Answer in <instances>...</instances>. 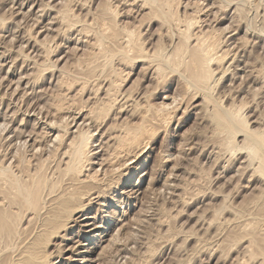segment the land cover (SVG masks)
Instances as JSON below:
<instances>
[{
	"label": "rangeland",
	"instance_id": "1",
	"mask_svg": "<svg viewBox=\"0 0 264 264\" xmlns=\"http://www.w3.org/2000/svg\"><path fill=\"white\" fill-rule=\"evenodd\" d=\"M161 1L0 0V168L20 184L40 167L57 180L61 154L79 126L92 131L93 156L77 176L101 180L94 195L82 197L86 212L71 216L62 238L44 233L46 264H264V179L245 166L246 135L233 138L231 123L219 125L212 114L230 109L237 123L245 118L250 134L264 135V0ZM182 32L192 36L190 46L208 37L224 56L211 63L210 91L192 87L185 66L150 70L124 44L134 39L145 55L160 48L157 56L171 60ZM130 132L137 139L125 150L110 138ZM30 134L40 139L35 150L42 154L30 148ZM13 211L20 233L27 231L22 237L29 236L19 242L35 238L37 220L28 225L32 215ZM19 242L11 248H21ZM11 252H0V264L13 260Z\"/></svg>",
	"mask_w": 264,
	"mask_h": 264
},
{
	"label": "bare ground",
	"instance_id": "2",
	"mask_svg": "<svg viewBox=\"0 0 264 264\" xmlns=\"http://www.w3.org/2000/svg\"><path fill=\"white\" fill-rule=\"evenodd\" d=\"M133 1H137V0H133ZM147 1V0H146ZM154 1V0H153ZM163 1V0H162ZM161 1V2H162ZM165 1H167V0H164V2ZM227 1H231L232 2V0H227ZM234 1V0H233ZM164 2H162L161 4H163V5H165V3ZM241 2V1H240ZM240 2H238V3H240ZM160 3V2H159ZM167 4H168V2H166ZM226 3H229V2H226ZM225 3V4H226ZM234 3H236L235 1H234ZM146 4V3H145ZM148 4V3H147ZM161 4H159L160 6H162ZM166 4V5H167ZM148 5H150V3L148 4ZM229 5V4H228ZM45 6V5H44ZM152 6V5H151ZM169 6V5H168ZM239 6V5H238ZM47 7V6H46ZM50 7V6H49ZM48 7V8H49ZM143 7H145V5L143 6ZM162 7H164V6H162ZM166 7V6H165ZM141 8V7H140ZM188 8V7H187ZM50 9H52V8H50ZM237 9H239V8H237ZM22 10V9H21ZM111 10V9H110ZM236 10V9H235ZM65 12H67L68 13V11H65ZM113 13V12H112ZM61 14V13H60ZM62 14H65V13H62ZM61 14V15H62ZM69 15V14H68ZM63 17V16H62ZM219 17V16H218ZM66 18V17H65ZM67 18H68V16H67ZM57 19V18H56ZM224 19V18H223ZM67 20V19H66ZM220 20V19H219ZM218 20V21H219ZM226 20V19H225ZM217 22V21H216ZM190 26H191V23H190ZM230 27V26H229ZM249 28V27H248ZM189 29H191V27H189ZM237 29H239V27L237 28ZM186 30H188V29H186ZM225 30H227V29H225ZM229 30H231V29H229ZM246 30H250V29H246ZM223 31V30H222ZM234 31H236V30H234ZM251 31H253V30H251ZM186 32V31H185ZM185 32H182V33H185ZM188 32V31H187ZM223 32H225V31H223ZM231 32V31H230ZM233 32V31H232ZM247 32V31H246ZM182 33H180L182 36H183V34ZM227 33V32H226ZM229 33V32H228ZM251 33V32H250ZM249 33V34H250ZM255 33V32H254ZM14 34V33H13ZM225 34V33H224ZM237 34V33H236ZM102 35V34H101ZM126 35H128V34H126ZM125 35V36H126ZM181 35H179V36H181ZM246 35H248L247 33H246ZM103 36L104 35H102L101 37L103 38ZM123 36V35H122ZM125 36H123L122 38L124 39L125 38ZM129 36V35H128ZM189 35H187L186 36V33H185V36H183L182 38L183 39H181V40H183V41H181L180 39V42H179V40H178V42L180 43V45H176L177 47V49H175V51H173V53H172V59L170 60V59H168L169 57H171V56H169L167 59L168 60H164V59H162L161 58V54L163 53H161L160 54V57L159 56H157V52H158V50H163V49H160L159 47V49L156 51V53L153 55L154 57H152L151 55V57H149V56H147V55H145L143 52V50H142V48H144V45H141V46H143L142 48L141 47H138L139 45L137 44V42L135 43V45H134V41H132V40H134V39H131L130 37H132V36H129V38L130 39H125L126 41H124L125 43L124 44H126V46H131V48L129 47V50L130 49H132V48H134L135 49V52H134V50H132L133 51V53L135 54V55H133L134 57L137 55L139 58H141L140 59V63H141V61L143 60V62L145 61L146 63H148V67L150 68V70H153L154 72H162L163 71V68L165 67L166 68V66L167 65H170V64H172V63H174L176 66H185V68H186V72H187V74L189 75V79H190V84H192V87H194L196 90H198V91H207V90H212L213 89V87H214V85H213V87H210L212 84V82H214V80L213 79H215V78H213L212 77V75L214 74L213 73V69H211V63L212 62H214L215 63V61H217L218 62V60H219V62H221V60L224 58V56L222 55V56H218L217 55V52L215 53V51H216V47H217V43H216V46L213 44V42L211 43V42H209V39H208V37H207V39H204V38H206V37H202L203 39H201V38H197L195 41L196 42H194L195 44H194V46L192 45V46H190V45H188L189 43H191V40L189 41V39H191L192 38V36H191V38H189L188 37ZM98 37H99V35H98ZM100 37V38H101ZM112 37H117L116 39V41H118V39H119V41H120V39H121V37L119 38V35L117 36V34H112ZM186 37V38H185ZM188 37V38H187ZM199 37V36H198ZM232 37V36H231ZM19 38V37H18ZM99 38V39H100ZM128 38V37H127ZM233 38V37H232ZM259 38V37H258ZM104 39H106V38H103V39H100V40H104ZM195 39V38H194ZM226 40V39H225ZM99 41V40H98ZM97 41V43H99ZM212 41V40H211ZM227 41V40H226ZM229 41V40H228ZM189 42V43H188ZM102 43V41H100V46H99V49H100V47H101V45L103 44V43H105L104 41H103V43ZM122 44H123V42H121ZM131 44V45H130ZM142 44H144V43H142ZM103 45H105V44H103ZM102 45V47H101V49H100V53L101 54H103V56H104V54H106L108 51H107V48L105 47V46H103ZM219 46V45H218ZM230 46H231V44H230ZM118 47H120L119 45H118ZM22 48V47H21ZM232 48V47H231ZM234 48V47H233ZM239 48V47H238ZM97 50H98V48H97ZM119 50H123L122 48H119ZM127 50V48L124 46V52H127L126 51ZM120 51V52H121ZM141 51H143V52H141ZM226 51V50H225ZM239 51V50H238ZM260 51V50H259ZM98 52V53H99ZM119 52V51H118ZM129 52V51H128ZM160 52V51H159ZM158 52V53H159ZM97 53V54H98ZM99 53V54H100ZM140 53H143V54H140ZM238 53V52H237ZM100 54V55H101ZM124 54V56H125V54L126 53H123V51H122V55ZM226 55H227V51H226V53H225ZM127 55V54H126ZM159 55V54H158ZM164 55L166 56V54L164 53ZM217 55V56H216ZM235 55H236V53H235ZM4 56V55H3ZM99 56V55H98ZM124 56H123V58H124ZM132 56V58H134ZM136 56V58H138ZM99 57H101V56H99ZM223 57V58H222ZM226 57V56H225ZM237 57V56H236ZM6 58V57H5ZM126 58H128V59H130L131 57H125V62H126ZM135 58V59H136ZM238 58V57H237ZM135 59H133L134 61H135ZM132 60V59H131ZM130 60V61H131ZM132 60V61H133ZM225 60V59H224ZM128 61L129 60H127V63H128ZM132 61H131V63H132ZM223 61V60H222ZM234 61V60H233ZM232 61V62H233ZM125 62H123V65L124 64H126ZM144 62V63H145ZM231 62V63H232ZM130 63V62H129ZM214 63H212V64H214ZM240 63V62H239ZM243 63V62H242ZM220 64V63H219ZM219 64H217V65H219ZM229 64V63H228ZM5 65V64H4ZM3 65V66H4ZM173 65V64H172ZM146 66V65H145ZM176 66H174V67H176ZM246 66H249L248 64L246 65ZM171 67V66H170ZM224 67V66H223ZM231 67V66H230ZM233 67V66H232ZM4 68V67H3ZM165 68H164V71H165ZM247 68V67H246ZM225 70V69H224ZM1 71V70H0ZM230 71V70H229ZM186 72H184V73H186ZM223 72V71H222ZM249 72V71H248ZM226 73V72H225ZM251 73H253V72H251ZM227 74V73H226ZM229 74V73H228ZM156 75V74H155ZM250 75V74H249ZM222 77V76H221ZM223 77H224V74H223ZM4 78V77H3ZM25 78V77H24ZM244 78H245V76H244ZM19 80H22V79H19ZM211 80H213L212 82H211ZM2 81V80H1ZM3 82V81H2ZM216 83V81L214 82V84ZM112 84V83H111ZM110 84V86L112 87L114 84H112L111 85ZM211 84V85H210ZM20 85V84H19ZM216 86V85H215ZM17 87H19V86H17ZM27 87V86H26ZM191 87V86H190ZM16 90V89H15ZM20 90H22L21 89V87H20ZM16 91H18V90H16ZM208 91V92H209ZM207 97V96H206ZM127 101V100H126ZM214 106H215V104H214ZM216 106L218 107L219 105H217V103H216ZM209 107V106H208ZM212 107H213V104H212ZM220 107L221 106H219V109L218 108H216V111H218V110H220ZM215 108H213V109H215ZM222 108V107H221ZM233 108H234V106H233ZM218 109V110H217ZM224 109V108H223ZM222 109V110H223ZM230 110V109H229ZM228 110V111H229ZM213 112H212V114H215V115H213V116H215L214 117V119H215V121L216 122H218L219 123V125H222V126H226V124H229V122L231 123V126H230V130H231V134L233 135V136H235V137H233V138H236V136L237 135H235V134H237V133H241V132H243V134H244V136L247 138V144L248 145H246L245 144V146L246 147H244V148H246V150H248V152H249V159H248V161H249V163H247V165H245V166H248L249 165V168H251L252 169V172L251 173H253V175L255 174V175H257V174H259L263 179H264V135H256L255 133H254V135H252L253 133L251 132V134L249 133L250 132V130L248 129H246V126H248L247 125V122L242 118L241 120H240V122H238L239 123V125H236V124H238L237 123V121L239 120H236V118L237 117H235L234 116V118H233V116L231 115V113H229L227 110H224V111H222V113H221V111H220V113L221 114H219L218 112L217 113H215V111L214 110H212ZM80 112V111H79ZM15 113V112H14ZM18 113V112H17ZM43 113V112H42ZM79 114V113H78ZM234 114V113H233ZM14 116V115H13ZM48 116V115H47ZM212 116V117H213ZM40 118V117H39ZM74 118V117H73ZM85 118V117H84ZM83 118V119H84ZM231 118H233V120H234V122H233V120H232V122H231ZM6 120L8 119V118H5ZM76 119V118H75ZM248 120V119H247ZM5 121V120H4ZM55 121V120H54ZM62 121V120H61ZM63 121H66V120H63ZM85 121H87L86 120V118H85ZM93 121H95V120H93V118H92V122ZM96 121H98V120H96ZM235 121H236V124H234L235 123ZM58 122V121H57ZM70 122V121H69ZM74 122V121H73ZM89 122H91L90 120H89ZM22 123V122H21ZM49 123L51 124L52 122H50L49 121ZM6 124V123H5ZM53 124H54V122H53ZM53 124H51L50 125V128H53L54 127V125ZM61 124V123H60ZM65 124V123H64ZM96 124H98V122H96ZM100 124V123H99ZM2 125H4V124H2ZM2 125H1V127H2ZM23 125V124H22ZM49 125V124H48ZM57 125V124H56ZM58 125H59V122H58ZM67 126V125H66ZM69 126V125H68ZM96 126V125H95ZM56 127V126H55ZM55 127H54V129H55ZM61 127V126H60ZM65 127V126H64ZM70 127H71V125H70ZM69 127V128H70ZM83 127H85V126H83ZM82 127V128H83ZM6 128H8V127H6ZM5 128V129H6ZM56 128H58V126L56 127ZM66 128V127H65ZM79 128H81V127H79L78 126V128H76L77 129V131L75 132L74 131V133L77 135V137H76V139L74 140V138L72 139V141H70L69 142V144L66 146V149H65V152L64 153H62L61 154V156H63V158L62 159H64V160H62L63 161V166H64V168H59V173H57V175H58V177H57V180H55V181H50L47 177H46V175L43 173V170H42V168L40 167V169L38 170H36L35 171V174L34 175H32L31 176V178L29 179V180H26V181H24V182H22L21 184L16 180V179H14L12 176H10V175H7L6 173H5V171H6V169L4 168V167H1L0 168V184L3 186H1L2 187V190H1V193H2V197H3V200H0V252H5V251H8V250H10V251H12L11 253H12V255H11V257L13 256V260L10 262V261H8V263L7 264H43V263H45L46 264V261L48 260V256L49 255H47V253H45V246H44V244H43V242H42V237L44 236V233H47V234H49L50 236H54V237H56V236H59L58 234H60V233H62L63 231H65V229H66V232H67V229L68 228H70L71 229V226L70 227H67L68 226V221L71 219V222H72V218H71V216H73V215H77L78 213H84V212H86V207L84 206V205H78V203H80V201H81V199H84V198H82V197H85L86 199H87V197L86 196H90L91 194H92V192L95 190V189H97L96 188V186H94L96 183H98L97 181L98 180H100V179H96V180H94V178L93 177H89V175L86 177V178H84V179H79L78 178V173H80V171H83V167H84V165H85V163H88L89 164V157H92L93 155H91V151H90V148H91V146H92V144L90 143V140L93 138V135H92V131H90V128H87L86 130L84 129H80V131H79ZM97 129L99 128V126L98 127H96ZM2 129V128H1ZM92 129V128H91ZM123 129V128H122ZM128 129V128H127ZM8 129H6V131H7ZM57 130V129H56ZM67 130V128L65 129V131ZM6 131H4V133L6 132ZM61 131H63V130H61ZM96 131V130H95ZM98 131V130H97ZM125 131V130H124ZM248 131V132H247ZM3 132V131H2ZM1 132V133H2ZM19 132V131H18ZM26 132V131H25ZM64 132V131H63ZM68 132V131H67ZM106 132V131H105ZM127 132V131H126ZM137 132V131H136ZM126 133L127 135L124 137H121V135L120 136H113V137H110L111 138V140H114V139H116L115 141H116V143H119L120 144V146L125 150V148H129L130 146H131V144H135V142H136V139H137V133ZM20 134H22L23 132H19ZM65 133V132H64ZM94 133V132H93ZM24 134V135H23ZM22 135L23 136H25V134L26 133H23ZM118 134H120V133H118ZM21 135V136H22ZM17 136V135H16ZM15 136V137H16ZM18 136H19V134H18ZM22 136V137H23ZM28 137H30V142L31 141H33V143H32V145L30 146V148L33 146L34 147V149L33 150H35V148H37L36 146H37V143H39V141H40V139L39 140H37V137H36V139H34V137L33 136H35L34 134L32 135V134H30V135H27ZM48 136V135H47ZM103 136V135H102ZM39 137V136H38ZM49 137V136H48ZM63 137H65L64 135H62V134H60V132H59V134L56 136V140H59L61 143H62V139H63ZM102 138V137H101ZM104 138V137H103ZM15 139V138H14ZM12 140V139H11ZM19 140V139H18ZM17 140V141H18ZM21 140V139H20ZM110 140V139H109ZM246 140V139H245ZM27 140L25 139V142H26ZM55 141V140H54ZM13 142H16V140L15 141H13ZM23 143V145L25 144L26 145V143ZM58 142V141H57ZM59 142V143H60ZM246 142V141H245ZM10 143H12L11 141H10ZM41 143V142H40ZM47 143V142H46ZM55 143H56V141H55ZM58 143V144H59ZM60 143V144H61ZM64 143V142H63ZM103 143V142H102ZM101 143V144H102ZM57 144V145H58ZM59 144V145H60ZM22 145V146H23ZM24 145V146H25ZM51 145V144H50ZM62 145H65V144H62ZM103 145V144H102ZM13 146V145H12ZM11 146V147H12ZM21 146V147H22ZM41 146V145H40ZM10 147V148H11ZM15 147V146H14ZM27 147V146H26ZM47 147V146H46ZM52 147H54V146H52ZM60 147V146H59ZM23 148V147H22ZM21 148V149H22ZM25 148V147H24ZM45 148V147H44ZM51 148V147H50ZM94 148V147H93ZM139 148V147H138ZM26 149V148H25ZM29 149V148H28ZM32 149V148H31ZM46 149V148H45ZM137 149V148H136ZM27 150V149H26ZM26 150H25V152H26ZM32 150V151H33ZM41 150H42V147H41ZM52 150H54V149H52ZM56 150V149H55ZM129 150V149H128ZM242 150V149H241ZM243 150H245V149H243ZM31 151V150H30ZM35 151H37V150H35ZM34 151V152H35ZM39 151H40V149H39ZM45 151V150H44ZM47 151V150H46ZM24 152V153H25ZM41 152V151H40ZM39 152V153H40ZM125 152V151H124ZM140 152H143V151H140ZM37 153H38V151H37ZM38 153V154H39ZM47 153V152H46ZM32 154V153H31ZM40 154H42V152L40 153ZM241 154V153H240ZM9 155V154H8ZM26 155H27V153H26ZM35 155V154H34ZM97 155V154H96ZM130 155V154H129ZM40 156V155H39ZM35 158H36V155L34 156ZM38 157V156H37ZM40 157H42V156H40ZM39 158V157H38ZM94 158V157H93ZM12 159H15V158H13L12 157ZM32 159H33V157H32ZM41 159V158H40ZM11 160V159H10ZM42 160V159H41ZM240 160V159H239ZM35 161V160H34ZM102 161H106V160H102ZM128 161V160H127ZM248 161H246V162H248ZM129 162V161H128ZM255 162V163H254ZM256 162H257V164H256ZM10 164V163H9ZM11 165V164H10ZM87 165V164H86ZM129 165V164H128ZM9 166V165H8ZM105 166V165H104ZM127 166V165H126ZM126 169V168H125ZM167 169V168H166ZM245 169V168H244ZM246 169H247V167H246ZM245 169V170H246ZM251 169H249V170H251ZM240 170V169H239ZM248 170V169H247ZM94 171V170H93ZM242 171V170H241ZM244 171V170H243ZM247 172V171H246ZM250 172V171H249ZM97 173V172H96ZM95 173V174H96ZM98 173H99V171H98ZM82 174V173H81ZM105 174V173H104ZM243 174V173H242ZM241 174V175H242ZM250 174V173H249ZM80 175V174H79ZM244 175H245V173H244ZM254 175V176H255ZM92 176V175H91ZM105 176V175H104ZM258 176V175H257ZM261 177H259L260 178V180H261ZM29 178V177H28ZM171 178H173V177H171ZM254 178V177H253ZM255 179V178H254ZM258 179V178H257ZM259 180V181H260ZM95 181V182H94ZM101 181V180H100ZM168 181V180H167ZM252 181V180H251ZM255 181V180H254ZM95 183V184H94ZM103 183V182H102ZM102 183H100L99 182V185L100 184H102ZM251 183V182H250ZM94 184V185H93ZM138 184V183H137ZM136 184V185H137ZM97 185V184H96ZM105 185V184H104ZM103 185V186H104ZM168 185V184H167ZM170 185V184H169ZM168 185V186H169ZM173 185H175V184H173ZM98 186V185H97ZM166 186V185H165ZM167 186V187H168ZM171 186V185H170ZM176 186V185H175ZM79 187H83V188H86V191L85 192H83V193H81L80 195H78L77 197L75 196V193H72L74 190H76V189H78ZM101 187V186H100ZM99 187V188H100ZM174 187V186H173ZM172 187V188H173ZM170 188V187H169ZM178 188V187H177ZM139 190V189H138ZM170 189H168V191H169ZM177 190V189H176ZM95 192V191H94ZM139 192V191H138ZM137 192V193H138ZM135 193H136V191H135ZM134 192H133V194H135ZM169 193H170V191H169ZM98 194V193H97ZM92 195H94V194H92ZM96 195V194H95ZM100 195H102V193H100ZM128 195V194H127ZM131 195V194H130ZM91 197V196H90ZM101 197V196H100ZM98 198V197H97ZM103 198V197H102ZM130 198V197H129ZM95 199V198H94ZM85 200V199H84ZM13 209H17L18 211H26V213H28L29 215H32V216H30V217H32V218H29V220H28V225L29 224H31V222L32 221H34V220H37V222L39 223V227H38V232H36L38 235L36 236V235H34V236H36L35 238L34 237H30L31 239H28V240H25L24 241V239L26 238V237H29L27 234H26V237L24 238V237H22V235H24L23 233H25V232H27V231H25L26 229H24L23 231H25V232H22V234L20 233L21 232V228H19L18 227V224L19 225H21V223H19V221H20V215H19V213L18 212H16V211H13ZM18 213V214H17ZM82 216L83 217H85V216H87V214H82ZM86 220V222H87V219H85ZM95 220V219H94ZM78 220H74L73 222H75L76 224H78V222H77ZM21 222V221H20ZM70 222V223H71ZM84 222V221H83ZM27 225V226H28ZM80 225V224H79ZM82 226V225H81ZM87 226L88 225H83V227H86L87 228ZM89 226H91V225H89ZM74 227V226H73ZM72 227V228H73ZM20 230H19V229ZM99 228H101V227H99ZM81 231V230H80ZM19 232V233H18ZM32 232V231H31ZM86 232V231H85ZM93 232V231H92ZM19 234H21L20 236H19ZM31 235H32V233H31ZM97 235V234H96ZM95 234L94 235H92L91 236V239L88 237V239L87 240H93L94 241V238L95 237H97ZM89 236V235H88ZM20 237H21V239L22 238H24L23 239V245L19 242V241H21V239H20ZM53 237V238H54ZM60 238H62L61 236H59ZM65 237V236H64ZM63 237V238H64ZM18 238V239H17ZM82 238H84L83 236H80V241H78V244H79V246H82L83 247V245H82V242H84V241H86V237L84 238V239H82ZM18 240V241H14V240ZM20 239V240H19ZM67 239V238H66ZM101 239V238H100ZM99 239V240H100ZM67 240H71V239H67ZM13 242H15L16 244L19 242L21 245H22V247H21V245L19 246V247H21V248H17V250L15 251V250H13L16 246L14 245V248L12 249L11 248V246H12V243ZM79 242H81V243H79ZM99 242V241H98ZM101 242H102V240H101ZM100 243V242H99ZM85 245V244H84ZM93 245H94V243H93ZM97 247L99 246V245H96ZM13 247V246H12ZM17 247H18V245H17ZM84 248V247H83ZM87 248V247H86ZM74 248H71L70 249V252H72V251H74L73 250ZM68 250V249H67ZM79 250V249H78ZM85 251H88V250H85ZM77 252V251H76ZM79 252V251H78ZM89 252H91V251H89ZM75 253V251L72 253V254H74ZM87 253L88 252H85L84 253V255H87ZM80 252L78 253V254H76L77 256H79L80 257ZM121 255V254H120ZM84 257H86V256H83V258ZM12 259V258H11ZM68 260H69V258H68ZM93 261V260H92ZM91 260H89L88 262H92ZM264 261V260H263ZM6 262V261H5ZM4 262V263H5ZM83 262H84V264H86L87 262H85L84 261V259H83ZM93 263V262H92ZM6 264V263H5ZM49 264H56V262L55 263H53V262H50ZM82 264V263H81ZM116 264V263H115Z\"/></svg>",
	"mask_w": 264,
	"mask_h": 264
}]
</instances>
